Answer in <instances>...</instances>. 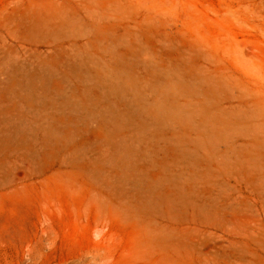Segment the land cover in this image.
<instances>
[{"label": "rangeland", "instance_id": "obj_1", "mask_svg": "<svg viewBox=\"0 0 264 264\" xmlns=\"http://www.w3.org/2000/svg\"><path fill=\"white\" fill-rule=\"evenodd\" d=\"M0 264H264V0H0Z\"/></svg>", "mask_w": 264, "mask_h": 264}, {"label": "bare ground", "instance_id": "obj_2", "mask_svg": "<svg viewBox=\"0 0 264 264\" xmlns=\"http://www.w3.org/2000/svg\"><path fill=\"white\" fill-rule=\"evenodd\" d=\"M257 3V2H256Z\"/></svg>", "mask_w": 264, "mask_h": 264}]
</instances>
